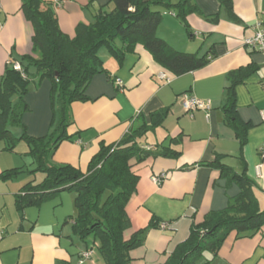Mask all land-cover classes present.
Masks as SVG:
<instances>
[{
	"label": "crops",
	"instance_id": "obj_1",
	"mask_svg": "<svg viewBox=\"0 0 264 264\" xmlns=\"http://www.w3.org/2000/svg\"><path fill=\"white\" fill-rule=\"evenodd\" d=\"M110 1L59 0L54 7L59 29L74 37L78 25L93 23L100 10L109 11ZM193 3L197 12L186 17V27L175 11L159 8L162 19L156 36L177 52L207 56L208 63L173 76L141 46L121 61L100 50L105 71L87 86L89 100L71 105L67 134L72 140L61 143L51 158L53 164H68L85 172L101 142L115 144L131 127L142 122L150 125L153 113L168 110L162 125L140 140L152 155L132 169L139 181L126 207L130 228L125 238L147 227L152 218L158 227L150 229L142 245L130 252V264L164 263L187 238L191 224L202 222L210 212L224 210L238 195L239 188L227 180L228 175L221 177L219 170L205 165L218 155L224 156L221 162L229 174L244 171L255 183L253 193L259 208L264 207V51L243 47V40L253 35L252 26L264 23V0H231L230 11L219 0ZM20 6L21 0H0V74L12 57L35 56L32 27ZM248 66L256 71L235 87L239 119L252 125L239 156V142L223 107L228 74ZM50 92L51 83L43 80L39 86H30L24 98L29 111L22 123L31 137H43L50 131ZM183 95L209 100L208 116L202 111L192 117L185 114L179 101ZM20 143L13 152L5 151L0 143V174L19 170L26 161L30 164V157L19 159L27 153V146L21 148L22 153L17 151ZM170 152L179 154L173 157ZM161 174L166 178L157 186L152 178ZM28 182L19 180V175L0 179V264H79L85 252L90 257L82 264H102L94 252L97 245L82 241L73 232L75 193L64 191L19 211L15 200ZM160 224H167V230H161ZM209 264H264V227L252 237L237 238L231 233Z\"/></svg>",
	"mask_w": 264,
	"mask_h": 264
},
{
	"label": "trees",
	"instance_id": "obj_2",
	"mask_svg": "<svg viewBox=\"0 0 264 264\" xmlns=\"http://www.w3.org/2000/svg\"><path fill=\"white\" fill-rule=\"evenodd\" d=\"M219 1L231 10V0ZM110 4L111 9L100 10L93 23L78 25L75 36L70 38L59 29L50 0H21L20 10L32 27L35 56L12 57L0 74V143L5 151L13 152L17 143L24 142L26 155L32 162L28 173L43 174L39 183L30 181L21 188L15 200L19 211L39 206L61 192H73L76 210L73 232L82 241L88 238L98 241L103 264H130V252L142 245L150 229L158 227L157 220L152 218L147 227L125 238L124 233L130 228L126 207L139 181L132 169L152 155L140 145V140L162 125L168 110L153 113L150 125L142 122L131 127L115 144L101 142L82 172L68 164L51 163L57 147L72 140L67 134L72 124L71 105L89 100L85 94L87 86L95 75L105 71L99 57L103 47L113 59L121 61L126 53L141 46L173 76L200 69L208 60L207 56L177 52L156 36L162 19L159 8L175 11L186 27V17L197 12L193 0H111ZM255 71L254 66H248L228 74L223 112L239 142V156L252 125L239 119L235 87ZM43 80L51 83L52 119L50 131L35 138L27 134L22 123L23 115L29 111L24 98L31 83L39 86ZM13 129L19 130L18 136ZM169 154L176 157L179 153ZM223 157L218 155L205 165L219 170L221 177L228 175L227 180L238 186V195L229 200L224 210L210 212L202 222L191 224L187 238L176 245L162 264H209L231 233L237 238L252 237L264 227V207L259 208L253 193L255 183L244 171L229 174V168L221 162ZM21 173L20 168L5 171L0 179L10 180Z\"/></svg>",
	"mask_w": 264,
	"mask_h": 264
},
{
	"label": "built area",
	"instance_id": "obj_3",
	"mask_svg": "<svg viewBox=\"0 0 264 264\" xmlns=\"http://www.w3.org/2000/svg\"><path fill=\"white\" fill-rule=\"evenodd\" d=\"M50 1L52 6L54 7H57L59 5V0H50ZM252 30H253L252 37L245 38L243 40V47L252 51H258V52L264 51V23L256 22L252 26ZM261 85L262 88L264 89V80H262ZM179 101L183 109V112L189 115V117H192L193 113L197 111H202L205 114V116H208V114L211 111V104L209 100H202L194 96L183 95L181 96ZM261 118L264 121V116H262ZM165 178L166 176L164 174H161L158 177H153L152 182L155 185L159 186L162 184ZM159 228L161 230H167L168 225L160 224ZM89 257H90V252L82 253L81 254L82 260H80L79 264H82L83 260L89 259Z\"/></svg>",
	"mask_w": 264,
	"mask_h": 264
},
{
	"label": "rangeland",
	"instance_id": "obj_4",
	"mask_svg": "<svg viewBox=\"0 0 264 264\" xmlns=\"http://www.w3.org/2000/svg\"><path fill=\"white\" fill-rule=\"evenodd\" d=\"M111 9V8H110ZM101 51H103V52H106L105 51V48L103 47V48H101L100 49ZM102 55L100 54V57H101ZM32 85H35L34 83H31V85L30 86H32ZM13 133L15 134V135H19V130H17V129H13ZM18 148H19V150H17L19 153H22L21 152V148H26V144L24 143V142H21L20 144H19V146H18ZM28 150V149H27ZM27 157H29L28 155H25V156H20L19 155V159L20 160H22V159H26ZM32 162H30V164L28 165L27 164V161H26V164H25V166H23L22 168H20L21 170H22V173L21 174H19V180H22V181H27V180H30V181H32L33 182V184H37V183H39L40 181H42V179H43V174H41V173H35V174H29L28 173V169L29 170H32L31 168H32ZM89 243H95V245H98V241L97 240H94L93 238H88V240H87ZM92 245V244H91ZM94 252H96V254H98L99 255V258H100V262L103 264V261H102V259H101V257H100V254H99V252H98V250L96 249V247H94Z\"/></svg>",
	"mask_w": 264,
	"mask_h": 264
}]
</instances>
